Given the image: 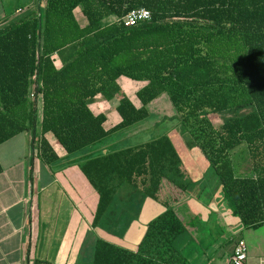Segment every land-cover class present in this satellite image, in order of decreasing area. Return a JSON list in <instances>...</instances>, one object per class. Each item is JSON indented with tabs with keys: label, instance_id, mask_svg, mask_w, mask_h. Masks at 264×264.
<instances>
[{
	"label": "trees",
	"instance_id": "obj_1",
	"mask_svg": "<svg viewBox=\"0 0 264 264\" xmlns=\"http://www.w3.org/2000/svg\"><path fill=\"white\" fill-rule=\"evenodd\" d=\"M138 10L149 19L125 27ZM118 80L142 84L138 107ZM162 94L230 214L243 229L264 225V0H33L0 16V144L37 127V156L49 164L44 134L75 153L143 121ZM97 97L116 102L109 130L89 110ZM179 165L166 136L82 162L97 195L91 227L108 225L122 187L157 201L165 172ZM162 207L132 250L96 238L79 264H187L175 247L186 227Z\"/></svg>",
	"mask_w": 264,
	"mask_h": 264
},
{
	"label": "crops",
	"instance_id": "obj_2",
	"mask_svg": "<svg viewBox=\"0 0 264 264\" xmlns=\"http://www.w3.org/2000/svg\"><path fill=\"white\" fill-rule=\"evenodd\" d=\"M132 84L135 87L132 82L118 80L127 98ZM136 103L137 106L132 102L134 107H138ZM115 105L114 100L106 102L98 97L89 105L92 114L104 115V130L119 122ZM35 130L37 127L0 144V264H30L32 259L49 264H79L85 251L92 250L96 238L108 242L115 239L118 245L132 250L147 223L164 211L162 204H167L186 227L175 247L187 264H230L229 257L238 240L245 245L244 264H264V225L242 228L224 206L220 186L210 169L165 172L157 201L122 187L106 214L108 226L92 228L97 195L80 173L79 165L94 158L96 149L92 148L98 142L66 154L51 134H44L55 156L47 164L37 156ZM133 197L131 206L136 208L130 209L126 199ZM90 200L93 207L87 211ZM130 212L134 213L131 218ZM59 222L64 227L61 225L62 231L54 240L50 233ZM122 225L126 227L122 234H115L114 228Z\"/></svg>",
	"mask_w": 264,
	"mask_h": 264
},
{
	"label": "rangeland",
	"instance_id": "obj_3",
	"mask_svg": "<svg viewBox=\"0 0 264 264\" xmlns=\"http://www.w3.org/2000/svg\"><path fill=\"white\" fill-rule=\"evenodd\" d=\"M42 1V0H36ZM33 0H0V16L9 15L14 12L17 8H26L30 5ZM77 13V12H75ZM80 22V21H79ZM134 83V82H132ZM136 84L131 86L128 90L132 92L128 99L137 106V101L134 97V91L140 87L141 84ZM139 85V86H138ZM127 90V91H128ZM147 117L129 128H125L120 131H116L108 136V138L99 141L92 149H96L95 152L92 153V156H102L117 150H121L128 147H134L141 145L143 143L151 142L161 136H166L170 142L172 143L174 149L176 150L178 157L180 159L179 169H208L207 164L204 162L203 158L199 155L194 147H192L188 142L187 135L182 132L181 128L177 125V121L170 120V117L174 115L173 109L168 103L165 95H160L156 99H154L150 104L146 106ZM209 120L212 125L216 127L220 120L214 116H209ZM82 155V154H81ZM233 156V155H232ZM237 161L238 157H236ZM235 159V160H236ZM231 160L233 158L231 157ZM244 168V167H242ZM238 170L242 169H236ZM235 170V171H236ZM244 170V169H243ZM128 208L131 207V204L135 200V198L126 199ZM226 207V204L224 203ZM87 211L93 207L92 200L88 201L86 204ZM228 207V206H227ZM132 208L134 205H132ZM66 209V208H65ZM229 210V208H228ZM133 211V210H132ZM134 213L130 212V218L133 217ZM85 217H88V214H85ZM84 215H82V220L87 222V219ZM125 218V217H123ZM51 222V221H50ZM54 223V222H53ZM64 227L63 222H59V224L55 225V228H52V233H50L51 237L55 240L57 236L61 233L62 228ZM108 226V225H107ZM102 228V227H101ZM126 227L124 225L114 228V233L117 235H121ZM40 232V231H39ZM40 235V234H39ZM102 235V234H98ZM246 241V246L248 248ZM90 248L85 251L83 262H88L90 260ZM38 255H36L37 257Z\"/></svg>",
	"mask_w": 264,
	"mask_h": 264
},
{
	"label": "built area",
	"instance_id": "obj_4",
	"mask_svg": "<svg viewBox=\"0 0 264 264\" xmlns=\"http://www.w3.org/2000/svg\"><path fill=\"white\" fill-rule=\"evenodd\" d=\"M149 14L145 10L131 11L123 19L125 27L133 26L135 23L147 21ZM245 261V245L242 240L236 241L234 244L230 257V264H244Z\"/></svg>",
	"mask_w": 264,
	"mask_h": 264
}]
</instances>
